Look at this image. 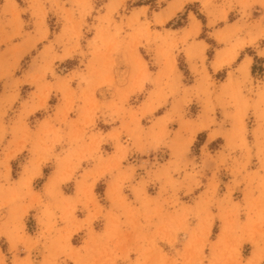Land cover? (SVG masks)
Returning a JSON list of instances; mask_svg holds the SVG:
<instances>
[{"label": "rangeland", "instance_id": "374dc122", "mask_svg": "<svg viewBox=\"0 0 264 264\" xmlns=\"http://www.w3.org/2000/svg\"><path fill=\"white\" fill-rule=\"evenodd\" d=\"M178 1L0 0V264H88L93 253L105 255L96 264H249L256 252L264 264V171H250L264 170V136L253 142L248 129L264 118V73L237 64L264 43L246 46L264 33L248 25L264 0H186L170 15ZM170 105L155 124L168 133L181 123L192 138L196 127L224 119L239 171L196 166L205 191L184 199L198 195L199 217L175 232L158 223L162 216L132 209L107 229L119 236L114 254L110 238L106 248L74 246L79 221L102 226V184L93 190L84 171L105 160L103 132L150 143V123ZM140 158L150 153L126 162ZM129 191L121 198L130 200ZM126 227L133 238L119 235Z\"/></svg>", "mask_w": 264, "mask_h": 264}, {"label": "crops", "instance_id": "0c3cea01", "mask_svg": "<svg viewBox=\"0 0 264 264\" xmlns=\"http://www.w3.org/2000/svg\"><path fill=\"white\" fill-rule=\"evenodd\" d=\"M256 9H258L259 13L249 21L248 25L252 31L255 29L253 26L258 27V25L260 26L259 30L263 31L264 7L259 5ZM206 25L209 26V18ZM199 31H202V27ZM207 32H210V30L208 29ZM213 38L218 42L216 36ZM261 39L264 40V33L256 40L247 43L246 46L257 43ZM218 50V46H215L213 52L214 56L217 55ZM255 56L262 58V62H256ZM249 57H251V59H249ZM244 61L249 64V68L257 63L264 73V43L253 55H241L237 64L241 65ZM171 108L172 106L170 105V107H167L162 113L157 114L150 123V143H134L132 141L121 142V140L117 138L110 137V133L113 130L112 128L103 132L105 137L101 145H108L109 147V150H106V154L103 155L105 160L102 162H95L94 164L91 161L90 164L86 166L88 169L84 171V174L90 177L92 181L93 190L96 189L98 184H102V192L107 202L105 209L102 211V226L97 230L95 227V219L86 224L79 221L76 227H74L75 230L71 238V242L74 246L80 247L82 245H87L106 248L107 242L105 241L107 238H110L112 241H109L108 248H111V252L114 254L117 248L115 241L119 239V236H114L112 231V235H109L107 229L112 228L113 225L110 224L112 220H127L128 217L126 216L132 209H147L148 212L151 211L155 216H162L161 221L159 220L158 223L166 224L164 225L165 227L167 225H173V231L175 232V229L178 230L177 224H179L180 221L190 220L192 216H195L192 218V221H195L197 217H199L197 209L200 207V200L197 199V196L199 193L205 191V189L198 187V178L197 175H194L196 166L200 165L202 168L204 164L206 165L209 163L211 168H209L208 172L210 173L213 171H222L223 167H226L227 171H239L236 169L234 157L240 153V151L235 153L229 148V145L233 144L234 141L228 139L227 134L230 127H228L224 119H221L222 122L216 120V123H206L200 127H196L194 136L188 138L181 123L172 129L169 128V133L165 131L164 127L161 129L155 126L156 122L163 120L166 113L171 111ZM248 129L249 133L252 135L251 141L253 142L255 141L256 133L262 131L264 136V118H260V120L255 118ZM214 144L219 146L213 148L212 145ZM194 146L199 148L195 156L192 152ZM253 150L255 153V148H253ZM243 152L246 153L244 150ZM135 153L141 156L143 153H150V159H144L143 161L140 158L135 162H133L134 160H132V162H126L127 160L129 161V158ZM95 158H97V156H95ZM147 161L150 162V171H140L143 163ZM198 169L200 170V168ZM204 171H207V169H204ZM250 171L264 170L260 168V166H256V168L250 167ZM39 174L40 173H38V175ZM126 187H128L130 191ZM126 191H129V195L132 194L130 200L121 198V193H126ZM196 192H198V195L196 194L195 198L191 200L184 199L187 194ZM145 193H148V196H150V193L155 194L151 195L153 197L152 200H140V195ZM160 193H162L163 196ZM116 198H118V200ZM206 206L214 213L213 205L206 203ZM172 217H176V221L171 222ZM214 221L216 222V220ZM80 233H82L81 242L74 244L73 238L77 237ZM176 234L179 237L181 232L177 231ZM119 235L127 239L133 238L131 237L132 231L129 227L123 228ZM216 238L217 237L212 236L211 241L214 242ZM127 245L128 243H126L125 246ZM80 251L74 252V258H82L83 260L85 253ZM100 251L104 252V249L101 248ZM104 257V254L93 253L89 255L88 264H96ZM64 259L70 264H84L82 261L75 263L68 257Z\"/></svg>", "mask_w": 264, "mask_h": 264}, {"label": "bare ground", "instance_id": "6f19581e", "mask_svg": "<svg viewBox=\"0 0 264 264\" xmlns=\"http://www.w3.org/2000/svg\"><path fill=\"white\" fill-rule=\"evenodd\" d=\"M185 1L186 0H179L178 2L173 3L172 6L170 7L169 14L173 15L176 11L181 9L182 6L184 5ZM199 23H200L199 21H197V22L194 21V23H193L194 27H195L194 30H198V28L200 26ZM219 65H220L219 63L216 64V66H219ZM261 260H262V255L260 253L256 252V253H254L253 257L250 259L249 264H258Z\"/></svg>", "mask_w": 264, "mask_h": 264}, {"label": "trees", "instance_id": "16d2710c", "mask_svg": "<svg viewBox=\"0 0 264 264\" xmlns=\"http://www.w3.org/2000/svg\"><path fill=\"white\" fill-rule=\"evenodd\" d=\"M200 18H202L201 16H199Z\"/></svg>", "mask_w": 264, "mask_h": 264}]
</instances>
